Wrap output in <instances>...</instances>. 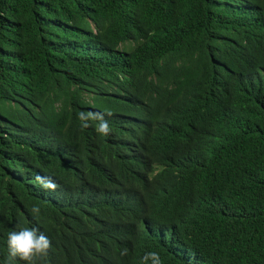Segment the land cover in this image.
Here are the masks:
<instances>
[{"label": "trees", "instance_id": "1", "mask_svg": "<svg viewBox=\"0 0 264 264\" xmlns=\"http://www.w3.org/2000/svg\"><path fill=\"white\" fill-rule=\"evenodd\" d=\"M134 80L168 132L178 125L172 152L206 139L204 206L164 207L175 253L146 243L135 254L264 264V0H0V264L8 232L24 227L51 241L38 264H111L86 226L122 199L86 179L87 159L110 145L78 113L91 112L85 90Z\"/></svg>", "mask_w": 264, "mask_h": 264}, {"label": "clouds", "instance_id": "2", "mask_svg": "<svg viewBox=\"0 0 264 264\" xmlns=\"http://www.w3.org/2000/svg\"><path fill=\"white\" fill-rule=\"evenodd\" d=\"M83 96L91 112L78 113L81 128L96 123L95 131L110 145L103 155L87 159L86 179L98 185V191H110L122 199V204L104 207L88 221L86 238L91 236L93 244L107 245L115 253L111 264H163L156 251L141 260L135 253L146 243L175 253L166 232L164 207L170 203L192 210L204 206V183L197 168L206 139L199 137L183 157L172 152L169 144L178 125L169 123L168 132L165 123L151 113L152 101L137 80L85 90ZM35 179L43 189L58 187L51 177ZM90 183L87 191H91ZM31 211L39 215L40 208L34 205ZM129 223L136 229L130 230ZM116 232L122 240H117ZM50 248V239L35 227L10 230L7 264L17 258L24 264H38Z\"/></svg>", "mask_w": 264, "mask_h": 264}, {"label": "bare ground", "instance_id": "3", "mask_svg": "<svg viewBox=\"0 0 264 264\" xmlns=\"http://www.w3.org/2000/svg\"><path fill=\"white\" fill-rule=\"evenodd\" d=\"M127 43H128V42H127ZM127 43H126V44H127ZM131 44H132V43H131ZM127 45H128V44H127ZM127 49H128V48H127ZM109 59H110V58H109ZM129 59H130V58H129ZM111 60H113V59H111ZM111 60H110V61H111ZM127 60H128V58H127ZM107 61H108V60H107ZM110 61H109V62H110ZM115 61H116V60H115ZM129 61H130V60H129ZM105 62H106V61H105ZM121 62H122V61H121ZM107 63H108V62H107ZM113 63H114V61H113ZM128 63H129V62H128ZM82 64H83V63H82ZM117 64H118V63H117ZM83 65H84V64H83ZM113 66H114V65H113ZM117 66H118V65H117ZM124 67H125V66H124ZM85 68H86V67H84V69H85ZM115 68H116V67H115ZM84 69H83V70H84ZM81 70H82V69H81ZM128 73H129V72H128ZM133 74H134V73H133ZM128 75H129V74H128ZM131 75H132V74H131ZM132 77H133V76H132ZM133 78H134V77H133ZM181 253H182V252H181ZM183 254H184V253H183ZM182 256H183V255H182ZM188 259H189V258H188Z\"/></svg>", "mask_w": 264, "mask_h": 264}]
</instances>
